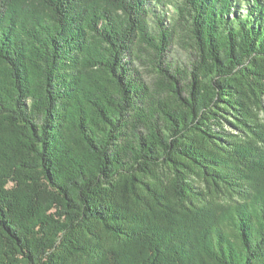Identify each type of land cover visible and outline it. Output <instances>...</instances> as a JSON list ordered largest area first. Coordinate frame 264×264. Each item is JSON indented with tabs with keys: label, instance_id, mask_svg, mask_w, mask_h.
Instances as JSON below:
<instances>
[{
	"label": "trees",
	"instance_id": "1",
	"mask_svg": "<svg viewBox=\"0 0 264 264\" xmlns=\"http://www.w3.org/2000/svg\"><path fill=\"white\" fill-rule=\"evenodd\" d=\"M164 7L0 0V264H264V0Z\"/></svg>",
	"mask_w": 264,
	"mask_h": 264
},
{
	"label": "rangeland",
	"instance_id": "2",
	"mask_svg": "<svg viewBox=\"0 0 264 264\" xmlns=\"http://www.w3.org/2000/svg\"><path fill=\"white\" fill-rule=\"evenodd\" d=\"M179 1L180 0H163V2L165 4L164 9L168 13V15H167L168 18L172 19L175 16V13L173 12V4L176 2H179ZM239 1L243 5V0H239ZM167 23L170 24L168 21H167ZM174 56L180 60H185V50L183 49V47L177 46V49L174 50ZM154 75H155L154 72L150 68L147 67L144 69V76L149 81L155 80Z\"/></svg>",
	"mask_w": 264,
	"mask_h": 264
}]
</instances>
